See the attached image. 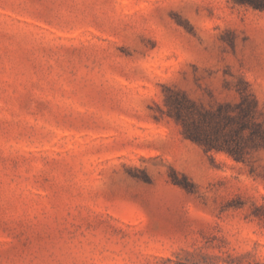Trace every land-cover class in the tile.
I'll return each mask as SVG.
<instances>
[{
    "label": "rangeland",
    "instance_id": "obj_1",
    "mask_svg": "<svg viewBox=\"0 0 264 264\" xmlns=\"http://www.w3.org/2000/svg\"><path fill=\"white\" fill-rule=\"evenodd\" d=\"M242 96L264 121V9L0 0V264H264V148L184 134Z\"/></svg>",
    "mask_w": 264,
    "mask_h": 264
},
{
    "label": "trees",
    "instance_id": "obj_2",
    "mask_svg": "<svg viewBox=\"0 0 264 264\" xmlns=\"http://www.w3.org/2000/svg\"><path fill=\"white\" fill-rule=\"evenodd\" d=\"M238 4H249L256 9H264V0H232ZM242 102L239 104L240 115L233 116L228 114L226 108L228 105H219L218 108L211 112L212 134L196 133L195 131H188L185 136L201 142L206 150L224 151L235 160H243L244 146L249 144L253 149L264 148V121H256L255 115L257 113V103L254 98H251L250 104L243 106L245 99L241 97ZM176 118L183 123L181 113L176 111ZM182 120V121H181ZM237 121V127L234 128L233 133L222 134L221 125L229 122ZM245 130H248L246 136L243 135ZM246 137V139H245ZM245 139V140H244Z\"/></svg>",
    "mask_w": 264,
    "mask_h": 264
}]
</instances>
